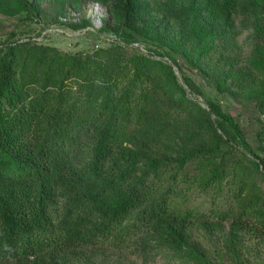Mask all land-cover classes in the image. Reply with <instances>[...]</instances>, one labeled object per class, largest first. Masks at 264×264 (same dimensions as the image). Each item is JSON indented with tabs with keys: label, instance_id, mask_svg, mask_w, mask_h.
Masks as SVG:
<instances>
[{
	"label": "trees",
	"instance_id": "trees-1",
	"mask_svg": "<svg viewBox=\"0 0 264 264\" xmlns=\"http://www.w3.org/2000/svg\"><path fill=\"white\" fill-rule=\"evenodd\" d=\"M45 1L63 8L88 0ZM43 2L0 0V13L40 17ZM208 2L209 17L225 26L194 22L193 50L168 32L167 18L150 15L151 0H117L118 26L103 29L114 31L113 47L87 56H57L49 48L39 54L41 47L31 42L0 45V264H68L71 253L101 243L125 249L141 234L155 237L173 260L212 264L186 230L235 213L264 234V158L221 105L213 102L207 111L188 95L169 61L171 53L186 54L210 74L204 56H231L221 50L232 43L231 13L224 19L220 2ZM124 26L159 48L124 35ZM136 43L147 45L148 53L127 57L123 49L140 50ZM247 61L258 66L252 55ZM248 74L246 65L232 64L216 78L217 87L227 92L228 81ZM31 85H38L33 97ZM174 108L193 118L175 122ZM132 123L150 141L181 137L180 152L167 160L126 145ZM190 164L194 171H181ZM194 187L213 192L214 201L224 190L232 201L211 213L190 207Z\"/></svg>",
	"mask_w": 264,
	"mask_h": 264
},
{
	"label": "rangeland",
	"instance_id": "rangeland-1",
	"mask_svg": "<svg viewBox=\"0 0 264 264\" xmlns=\"http://www.w3.org/2000/svg\"><path fill=\"white\" fill-rule=\"evenodd\" d=\"M116 1L88 0L80 7L68 5L60 8L44 0L45 10L40 17L29 11L15 16L0 13V45L31 42L33 46L35 44L41 47L36 51L39 54L40 51L49 48L57 56L59 54L87 56L98 49L112 48L116 39L115 33L103 29L106 26L110 28L118 26L113 17ZM215 1L220 2L222 7L216 6V8L224 15V19L231 13L230 20L233 26L229 39L232 43L227 45L230 49H221L231 56L225 58L220 54L212 58L204 56L201 62L210 63L211 68H207L210 74L199 70L186 54L185 56L181 53H171L169 61L173 65L179 83L187 90L188 95L197 100L207 111H211L210 104L213 102L221 105L239 123L250 148L256 155L264 158V0ZM151 4L153 10L150 15L157 19L167 18L171 24L168 32L178 40H182L189 50L195 49L196 45L193 30L191 31L194 22L214 25L219 29L225 26L224 22H220L221 20L215 21L209 17L206 7L209 4L208 0H151ZM140 24L143 26L144 23ZM161 28L166 29V26ZM120 31L124 35L131 34L136 40L148 42L154 49L160 46L159 42L145 38L129 26H124ZM135 46L140 50L124 46L123 50L127 57H131L132 54L148 53L147 45L136 43ZM193 54L192 51L191 55ZM251 55L256 58L258 66L249 65L247 58ZM232 64L237 68L246 65L249 74L244 81H228L230 88L227 92L221 93L216 78ZM46 73L43 72V75ZM31 86L34 87L29 89L33 97L35 87L38 88V85ZM257 91L259 92L257 96H251ZM171 106L170 104L169 107ZM175 110L177 123L185 124L186 120L193 118L187 111L182 112L179 108ZM212 117L216 118L215 115ZM181 128L183 126L175 128L174 131L178 132L177 130ZM128 131L130 134L126 138V145L144 148L167 160L176 156L183 146L181 137L173 135L164 137L158 142L150 141L136 132L134 123ZM180 134H183V130ZM195 168L196 164H190L181 171L191 173ZM259 192L260 190L256 188L253 190V194ZM188 195L190 207L202 208L209 213L215 207L218 211L227 210L232 201L226 200L224 190L218 194L215 201L213 192L211 195L200 193L196 187L192 188ZM214 213L212 211V214ZM227 216L229 217L222 222L212 221L210 226L189 225L186 232L190 242L198 246L212 264H238V262L264 264V234L261 230L251 226L245 218H240L238 213ZM235 222L238 224H234ZM67 257L68 264H184L179 260H173L169 250L158 246L156 238L147 234L135 237L125 249L120 250L109 243H101L71 253Z\"/></svg>",
	"mask_w": 264,
	"mask_h": 264
}]
</instances>
